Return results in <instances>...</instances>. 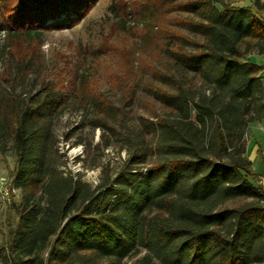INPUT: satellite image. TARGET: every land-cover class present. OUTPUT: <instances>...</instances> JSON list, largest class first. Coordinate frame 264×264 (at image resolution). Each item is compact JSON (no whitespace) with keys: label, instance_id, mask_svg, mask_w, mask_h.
<instances>
[{"label":"trees","instance_id":"obj_1","mask_svg":"<svg viewBox=\"0 0 264 264\" xmlns=\"http://www.w3.org/2000/svg\"><path fill=\"white\" fill-rule=\"evenodd\" d=\"M94 1L0 0L15 50L0 51V156L14 151L16 213L0 263L264 264V190L246 156L248 125L264 117V65L248 60L264 57V0H119L116 29L163 48L149 90L163 113L148 149L92 187L60 170L53 130L68 101H95L91 77L77 64L49 76L40 52L16 51Z\"/></svg>","mask_w":264,"mask_h":264},{"label":"rangeland","instance_id":"obj_2","mask_svg":"<svg viewBox=\"0 0 264 264\" xmlns=\"http://www.w3.org/2000/svg\"><path fill=\"white\" fill-rule=\"evenodd\" d=\"M252 1L241 0L240 5L250 6ZM121 19L126 18L119 0H95L77 23L40 29V44H24L16 51L23 55L40 52L48 65L49 76L77 64L83 65L82 69L91 77L95 101L87 104L68 101L55 116L53 130L62 156L60 170L92 187L103 179L124 173L140 146L148 149L152 135L147 127L155 114L163 113L149 93L156 85L152 70L162 67L158 62L163 48L160 42L156 43L157 47L143 48L141 28L118 31L115 22ZM0 51L15 52L2 34ZM55 62L58 64L54 65ZM34 78L33 74L25 78L23 91L28 90ZM36 81L39 83L38 78ZM95 102L101 103L100 106ZM14 156L12 150L0 156V248L6 245L7 228L16 223L15 210L3 194L9 169L14 167ZM146 160L149 162V155ZM261 170L262 166L255 164L256 185L264 190ZM13 193L15 200H19L20 191Z\"/></svg>","mask_w":264,"mask_h":264},{"label":"crops","instance_id":"obj_3","mask_svg":"<svg viewBox=\"0 0 264 264\" xmlns=\"http://www.w3.org/2000/svg\"><path fill=\"white\" fill-rule=\"evenodd\" d=\"M248 60L260 65H264V57L258 55L248 56ZM260 77L264 78V71L260 73ZM246 156L252 163L254 170L255 164L262 166L264 172V117L259 121L248 125L246 130Z\"/></svg>","mask_w":264,"mask_h":264},{"label":"built area","instance_id":"obj_4","mask_svg":"<svg viewBox=\"0 0 264 264\" xmlns=\"http://www.w3.org/2000/svg\"><path fill=\"white\" fill-rule=\"evenodd\" d=\"M3 194H4V196H8V199H9L7 188L3 190Z\"/></svg>","mask_w":264,"mask_h":264}]
</instances>
